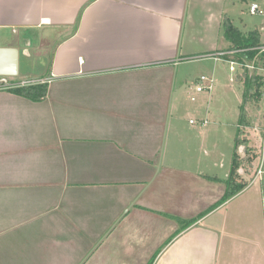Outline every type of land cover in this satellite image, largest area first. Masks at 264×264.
<instances>
[{
	"label": "crops",
	"instance_id": "0c3cea01",
	"mask_svg": "<svg viewBox=\"0 0 264 264\" xmlns=\"http://www.w3.org/2000/svg\"><path fill=\"white\" fill-rule=\"evenodd\" d=\"M263 1L0 0V82L48 86L38 101L0 90V264H81L117 225L143 246L160 226L146 264H264V165L221 203L230 161L209 98L187 139L167 114L186 28L245 31L236 3ZM221 42L203 54L232 51Z\"/></svg>",
	"mask_w": 264,
	"mask_h": 264
},
{
	"label": "rangeland",
	"instance_id": "374dc122",
	"mask_svg": "<svg viewBox=\"0 0 264 264\" xmlns=\"http://www.w3.org/2000/svg\"><path fill=\"white\" fill-rule=\"evenodd\" d=\"M238 3L239 4L236 3L234 8V14L238 17L237 12L241 9V11L238 12L240 13L239 17L244 20L246 19L247 21V27H245V31L254 30L256 26L259 27L261 23L264 24V14L252 15L248 13V8L250 7L249 5L246 6V4H243V6H241L240 2ZM260 4L264 7V1ZM262 13H264V11H262ZM234 21V24L243 31V22L240 19L237 20L236 18ZM217 30H220V33H217ZM222 32L223 26L219 29L211 28L205 34L203 32L202 24L200 23H191L189 30L188 27L186 28L184 33L185 36L184 38L182 37L179 43L181 55L178 54L176 64L177 67L175 68L174 72V99L172 101L171 110L170 104L168 105L169 107L167 114L169 115L170 111V117L173 116V118L178 122L179 131L185 134L187 139L189 138L187 136L188 132L191 133L196 128H198V123L193 126L189 124V120L193 119L196 122L199 121L200 116L204 114L203 112L206 108V102L209 98V110L212 113L211 120L218 124V126L215 127H222L220 129L221 133L219 134L222 138L220 141L221 152L224 153V158L226 161H231L233 153V140L236 134V124L239 121L241 113L240 108L243 103V80L237 82L235 86L230 84L228 82V78L233 73H229L227 65L225 66L222 63L215 62L211 58L212 54H203V51L207 46H212L214 44L216 49L221 48V41L224 38ZM262 41L264 43L263 39ZM186 48H189L190 52H188L186 57H184L185 55L183 53ZM263 48L264 46H262L259 51L262 52ZM239 55L240 57L238 59L240 62L239 64L241 65L239 74H244L245 72V74L247 73L250 76L255 72L258 82L261 85L260 92L263 93L258 104L259 109H256V106L253 102L247 103V105L244 107V112H246L248 120V125L244 129V132L246 137L250 139V144L252 147H255V151H257L256 155H259L257 159L255 156V159L253 160L256 172V169L260 166L259 164H261L262 167L264 165V56H262L264 54L246 59L243 58L242 53H239ZM261 57L263 58L261 59ZM32 65L35 70H38V68L41 66V63L40 61H33ZM246 65H248V67H244ZM212 75L214 80L212 89L209 92L207 91L201 94L194 93V86H196L198 82L197 80H199L201 76ZM191 94L194 95V101L190 100ZM252 127H257L258 130L253 131ZM213 131L214 137L216 134L215 132L218 133L219 130L217 128L213 129ZM224 134H226L227 137H225ZM215 160H222L219 157V154L216 156ZM247 169L252 170L253 165L250 164L249 168ZM255 172L252 171V177ZM222 176L223 175H220L219 177L222 178ZM223 180L225 179L223 178ZM151 228L152 229L150 230L148 226L147 232H144V229L141 230V233H147L143 238V242L145 243L143 246L137 244L139 242H132L131 236L127 234L124 229H121L117 225L115 230L110 232L111 235L101 237L100 240L97 239L94 243L92 242L94 246L88 252V255L84 258V261L81 264L148 263L151 259L137 257L136 255L143 254V247H148V251L153 254H155V252L161 248L162 244H157L158 238L162 236V234L158 232L160 226L153 225ZM152 255L149 254V256Z\"/></svg>",
	"mask_w": 264,
	"mask_h": 264
},
{
	"label": "trees",
	"instance_id": "16d2710c",
	"mask_svg": "<svg viewBox=\"0 0 264 264\" xmlns=\"http://www.w3.org/2000/svg\"><path fill=\"white\" fill-rule=\"evenodd\" d=\"M222 26L224 38L229 43V50L242 53L244 59L264 54L259 51V49L264 46V43L262 41L261 34L257 29L243 33L228 17L224 18ZM262 58L263 57H261V59ZM241 80H243L244 85L243 103L242 106L240 105L241 113L233 140V153L229 169L230 173L227 180L224 181L225 193L221 199V203L230 200L231 197L240 193L247 186V183L252 180L253 177L251 174L253 170L247 168H249L250 164L253 165L255 156L256 159L259 156L256 155L257 151H255V147H252L250 139L246 137L244 132V129L248 125L244 107L247 103L253 102L256 109H259L258 104L263 93L260 92L261 85L258 82L255 72L250 76L247 73L245 74V72L242 75H238L236 77V81L240 82ZM47 88V84L42 82L26 84L18 87H8L6 90L18 96L38 101L46 97ZM205 178L217 180L215 177L205 176Z\"/></svg>",
	"mask_w": 264,
	"mask_h": 264
},
{
	"label": "built area",
	"instance_id": "2783aa9c",
	"mask_svg": "<svg viewBox=\"0 0 264 264\" xmlns=\"http://www.w3.org/2000/svg\"><path fill=\"white\" fill-rule=\"evenodd\" d=\"M248 13L252 14V15H263L264 13H262V11L259 9V6L256 3H252L248 9ZM264 52V48L263 51ZM234 51H226V52H218L215 54H212L211 58L215 61V62H219V63H227L228 64V69L230 71V73L235 74L238 69L240 70L241 65L233 60V59H227L226 57L229 55H234ZM244 67H248V65L244 66ZM242 75V74H240ZM231 81H233V79H230ZM213 77L210 76H201L200 79L198 80L194 90L197 93H201V92H207L210 91L213 87ZM5 87V82H0V89H3ZM8 88V87H5ZM190 123H193V121H190ZM253 131H257V127H252ZM261 165L258 167L257 169V175L261 174Z\"/></svg>",
	"mask_w": 264,
	"mask_h": 264
},
{
	"label": "water",
	"instance_id": "95a60500",
	"mask_svg": "<svg viewBox=\"0 0 264 264\" xmlns=\"http://www.w3.org/2000/svg\"><path fill=\"white\" fill-rule=\"evenodd\" d=\"M0 54H1V52H0Z\"/></svg>",
	"mask_w": 264,
	"mask_h": 264
}]
</instances>
